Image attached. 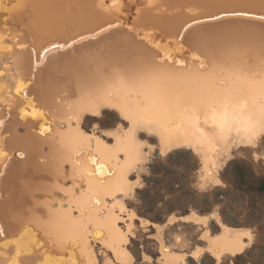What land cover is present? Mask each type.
<instances>
[{
  "label": "bare ground",
  "instance_id": "obj_1",
  "mask_svg": "<svg viewBox=\"0 0 264 264\" xmlns=\"http://www.w3.org/2000/svg\"><path fill=\"white\" fill-rule=\"evenodd\" d=\"M127 1L0 0V264H98L99 244L130 262L127 186L155 148L142 131L161 156L191 149L208 182L238 150L259 157L264 0ZM105 109L128 127L84 129ZM239 234L205 233L206 248L234 253Z\"/></svg>",
  "mask_w": 264,
  "mask_h": 264
},
{
  "label": "crops",
  "instance_id": "obj_2",
  "mask_svg": "<svg viewBox=\"0 0 264 264\" xmlns=\"http://www.w3.org/2000/svg\"><path fill=\"white\" fill-rule=\"evenodd\" d=\"M156 147L160 153L159 147ZM252 159L249 160L247 157H244L242 160H232L231 163L236 165L232 177L228 178L226 182H222L220 172L219 183L202 180L203 167L200 162L198 166L192 168V177L185 186L186 194L190 195V198H186V201L177 209L171 208L165 211L161 221L155 219L152 215H148L146 218L154 223L146 218H141L140 223L144 227L151 224L155 229L154 234L156 235L157 245L161 248V264H171L163 256L162 246L164 245L171 247L172 252L182 255L186 264H189L187 256L193 259V262L190 264H205L202 259L205 253L213 257L212 264H222L225 257H228L227 264H264V222L259 219L255 221L249 219L252 213L257 215L258 218L261 217L260 209L255 208L254 202L259 196L264 194V158L260 156L258 159L253 157ZM247 168L251 170V178L249 179L244 177ZM138 179L142 185L141 177ZM200 185H204V187L202 188ZM139 187L137 186L135 189ZM219 190H221V193ZM224 190L232 192V195H224ZM207 194L210 195L212 204L210 209L204 211L201 205L198 204V201ZM172 196H175V194L164 191V200L157 204L158 207L164 209L167 200H170ZM224 208L231 213V216L227 217L224 215ZM135 212V210L127 209V205L123 212V215L128 217L127 224H131L129 232L134 231ZM222 221H226L225 223L228 225ZM214 223L218 226V229L211 231L210 228H213ZM171 227H175L178 233L175 240L172 239L174 245H181L180 236H182L184 242H190L193 238H196L199 241L203 240V243L194 244L188 249V252L175 250L172 248L173 245L168 244L162 236V232L168 234L167 232ZM224 230L230 232V237L240 233L242 248L234 253L226 252L221 258H217L206 248L208 242L204 234L208 233V236L213 238L224 233ZM249 231L251 232V239L243 235L244 232ZM166 236L168 239V235ZM184 245L187 246L186 244ZM131 261L127 264H131Z\"/></svg>",
  "mask_w": 264,
  "mask_h": 264
},
{
  "label": "rangeland",
  "instance_id": "obj_3",
  "mask_svg": "<svg viewBox=\"0 0 264 264\" xmlns=\"http://www.w3.org/2000/svg\"><path fill=\"white\" fill-rule=\"evenodd\" d=\"M12 1V3H11ZM9 0L6 6L11 7L16 4L17 0ZM16 1V2H15ZM127 1V0H126ZM129 1V0H128ZM127 1V4H128ZM129 4L131 5V2L129 1ZM128 4V7H129ZM189 9V8H188ZM187 9V10H188ZM172 47V46H171ZM173 49V48H172ZM174 50V49H173ZM95 122H100L99 124L101 127H113L117 125L118 123H123L122 125L124 127H128V123L124 120H122L118 113L113 109H105L103 114L100 117H94L92 115H88L84 122L83 127L87 131H91V129L94 127ZM140 137L155 145V147L158 145V140L156 137L151 136L149 137L145 132H141ZM109 142H112L111 139L108 140ZM259 150H256V152L259 153V157L263 156L261 153H264V140L260 138L259 142ZM257 146V145H256ZM148 145L144 146L145 150H148ZM155 153L153 151L150 154L149 159L146 160L144 169L139 174L142 180V187L136 188L133 193L129 196H126L125 198V209L127 205V209L135 210V227L133 232H129V240L126 244V247L128 248V251L132 255L133 260L139 257L141 260L144 256H148L150 260H154L155 264H161V248L158 247L157 241H156V235L154 227L149 224L147 227H144L142 223H139L141 220L140 217H138L137 213L140 216L148 217V215H152L155 217V219H158L159 221L162 220L163 213L165 211H168L169 209H177L180 205H182L186 198H190V195L186 194L185 186L190 181L192 174V168L194 166H198L200 163L199 158L189 149V148H179L172 150L169 155L161 156L158 152V148H154ZM247 151V155H237L241 150H238L236 152L237 154L232 156L224 165V168L221 170L220 177L222 179V182H226V180L230 177H232L233 171L236 167L235 164H232V160H242L244 157H247L249 160H253L254 158V152L249 148H245ZM258 157V158H259ZM250 168H247L246 174L244 177L251 178V172ZM131 179H136L138 177V174L136 172L131 173ZM201 186V185H200ZM164 191L167 193H173L175 196H172L170 200H167V203L163 208L158 207V203L162 202L164 200ZM221 193V190H219ZM224 195H232V192L230 191H223ZM240 196V195H239ZM238 197V196H237ZM198 204L201 205L202 209L204 211L210 209V206L212 204L211 197L209 194L204 195L201 197V199L198 201ZM255 208L260 209L261 217L258 218L257 215L252 213L250 215L249 219L251 221L255 220H261L264 222V194L259 196L258 199L254 202ZM223 213L225 216L229 217L231 216V213L227 211L226 208L223 209ZM123 214V213H122ZM124 217L120 219V225L125 229V225H127V219L128 217L123 215ZM139 218V220H138ZM159 223V222H158ZM209 225V224H208ZM213 228H210L211 231H215L218 229V226L214 223ZM143 228V229H142ZM175 227H171L168 230V234L162 232V236L165 239V241L168 244L173 245L172 248L175 250L180 251H186L188 252L189 248L192 247L194 244H202L203 240L199 241V239L193 238L190 242L185 241L180 236L181 242L177 245H174L173 240H175V237L178 235V233L175 230ZM168 235V239L167 236ZM186 244L187 246H185ZM9 245H6V248ZM185 246V247H184ZM101 245H97V249L99 250L97 252L98 254V264H110L109 261L114 262V258L112 255H108L109 259L105 256V253H102V250H100ZM171 248V247H170ZM21 253H23V250H21ZM189 264L193 262L192 257L187 256ZM203 262L205 264H212L213 263V257L209 255L208 253H205L203 255ZM228 257H225L222 261V264H227ZM117 262V261H116ZM120 264V263H119Z\"/></svg>",
  "mask_w": 264,
  "mask_h": 264
},
{
  "label": "snow or ice",
  "instance_id": "obj_4",
  "mask_svg": "<svg viewBox=\"0 0 264 264\" xmlns=\"http://www.w3.org/2000/svg\"><path fill=\"white\" fill-rule=\"evenodd\" d=\"M261 64L262 66H264V57L261 58ZM261 84L262 86H264V81H261ZM224 103H225V112L227 111V96L224 97ZM102 105H97L96 108L98 109L99 107H101ZM93 111H95V114L96 115H99V111L96 110V109H93ZM125 120H129L133 123V127L129 129V133L131 134H134V132L136 130H138L140 124H139V121H137L134 117H131V116H125L124 117ZM0 123H2V121H0ZM221 130H223V127H224V124H223V121L221 122ZM257 131H259V135L261 137L262 140H264V116H262L260 122H259V127L257 128L255 125L252 127L251 129V132H252V135L254 136ZM108 135H112L111 133H108ZM249 143H253V141L250 139L249 140ZM184 145H181V144H172L170 145V147L168 149H166L162 155L163 156H167L171 153L172 150H175V149H179V148H182ZM148 151L149 153H151L153 151V148L151 147H148ZM216 183H219V181H216ZM137 186H141L142 185L140 184V181L137 180L135 184H129L127 186V192L128 193H131L132 192V189L137 187ZM201 187L203 188L204 185H201ZM171 222V221H170ZM243 235L245 236H248L249 239H251V232H244ZM197 252H199V250H197ZM131 264H155V261L154 260H150V258L148 256H144L143 259L141 260L139 257H137L136 259L132 260L131 261Z\"/></svg>",
  "mask_w": 264,
  "mask_h": 264
},
{
  "label": "water",
  "instance_id": "obj_5",
  "mask_svg": "<svg viewBox=\"0 0 264 264\" xmlns=\"http://www.w3.org/2000/svg\"><path fill=\"white\" fill-rule=\"evenodd\" d=\"M255 27L258 28V30L264 31V24H256ZM196 38L201 42H206L207 44H209L207 38H205L204 35H198Z\"/></svg>",
  "mask_w": 264,
  "mask_h": 264
}]
</instances>
